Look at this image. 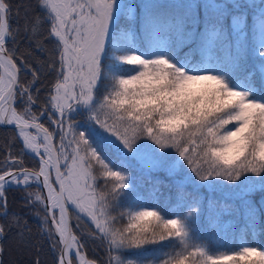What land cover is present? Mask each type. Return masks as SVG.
I'll list each match as a JSON object with an SVG mask.
<instances>
[{
    "label": "snow or ice",
    "instance_id": "obj_1",
    "mask_svg": "<svg viewBox=\"0 0 264 264\" xmlns=\"http://www.w3.org/2000/svg\"><path fill=\"white\" fill-rule=\"evenodd\" d=\"M0 127V240L32 214L53 264H264V0H0Z\"/></svg>",
    "mask_w": 264,
    "mask_h": 264
},
{
    "label": "trees",
    "instance_id": "obj_2",
    "mask_svg": "<svg viewBox=\"0 0 264 264\" xmlns=\"http://www.w3.org/2000/svg\"><path fill=\"white\" fill-rule=\"evenodd\" d=\"M20 2L21 0H13L14 4H18ZM164 2H168V0H164ZM241 3H245V0ZM26 49V44L21 45V52H25ZM33 55L34 57H39L40 54L34 53ZM41 71L42 75L39 82L36 84V87L41 89L40 98L43 100L44 96L46 95V89L49 86L52 77L47 74L46 70L42 69ZM30 78L31 77H29V79ZM42 123H45L46 127L48 126L44 119H42ZM12 136L13 132L11 128L0 127V146L6 144ZM18 149L19 143L17 142V148L14 151H18ZM24 159L25 165L27 167H32L31 158L26 156ZM132 175L135 178V183L138 186L140 192L143 193L146 188L150 187V182L147 177H141L135 170L132 171ZM152 179H159L163 181L164 184L169 183V178L164 172L153 173ZM160 192L165 196L168 195V189L163 185L161 186ZM6 195L8 200V210L10 213L15 212L23 214L29 211L27 208L23 207L22 196L24 193L21 189L14 187L9 189ZM260 195L261 193L257 192L252 197V199L258 203ZM27 218L32 229L31 236L28 238V246H23L18 243L14 235L9 233L6 239L0 240V245L3 247V254L0 256V259L3 260V264H33V261L37 258L39 259L40 264H53V253L50 251L49 244L46 242L45 238L39 234L38 219L32 214H29ZM0 222L3 221L0 220ZM261 225L264 226V217L261 218ZM253 239H255L257 243H264V233H260L256 237L249 236V243H252ZM37 249H39V251ZM88 255L90 258L95 256L97 258L103 259L104 250L102 247H97L96 245L91 246L89 244Z\"/></svg>",
    "mask_w": 264,
    "mask_h": 264
},
{
    "label": "rangeland",
    "instance_id": "obj_3",
    "mask_svg": "<svg viewBox=\"0 0 264 264\" xmlns=\"http://www.w3.org/2000/svg\"><path fill=\"white\" fill-rule=\"evenodd\" d=\"M242 1H244V0H239L240 3H241ZM90 245L92 246L93 244L90 243Z\"/></svg>",
    "mask_w": 264,
    "mask_h": 264
}]
</instances>
